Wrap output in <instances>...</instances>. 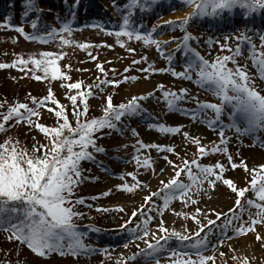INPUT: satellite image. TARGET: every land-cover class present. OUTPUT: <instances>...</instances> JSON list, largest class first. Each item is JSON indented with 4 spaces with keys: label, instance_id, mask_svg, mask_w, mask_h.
<instances>
[{
    "label": "snow or ice",
    "instance_id": "obj_1",
    "mask_svg": "<svg viewBox=\"0 0 264 264\" xmlns=\"http://www.w3.org/2000/svg\"><path fill=\"white\" fill-rule=\"evenodd\" d=\"M111 2L119 16L115 29L111 30L117 37L115 43L128 53H134L136 49L126 41L140 42L142 49L154 47L167 62L166 66L154 67L155 60H149L145 52L130 60L123 69L124 73L138 64L143 65L137 71L144 74L145 79L154 73H170L172 77L195 84L198 90L209 93L215 99H199L189 93L187 87L166 86L160 82L151 91L132 95L119 103H113L112 93L109 92L103 96L100 114L91 115L89 100L103 95L104 86L115 87L121 82L137 80L138 77L132 74L121 75L120 79L110 78L108 70L103 67L104 62L91 54L92 44L72 38V17L79 0H71L64 17H55L59 26L41 24L39 13L42 8L38 0H22V17L35 14L27 20L33 31L28 32L22 24L10 22L9 17L4 18L0 28L6 26L28 41H55L60 50H40L27 55L13 53L10 62H0V69L13 67L21 71L23 76L30 74L37 81H57L66 89L63 92L66 103L54 95L51 87L40 96L29 94L24 100L0 103V133L23 123L26 126L25 134L32 133L33 140L30 147L24 145L18 135H8L0 141V234L12 244L11 249L3 252L4 259L0 260V264H13L8 251L17 257L15 264H28L26 258L20 256L24 248L37 258H48L52 254L78 257L98 251L112 259L113 253L109 249L113 245L99 247L86 243L88 232L80 230L75 223V219L83 215L77 206L85 204V198L76 195V192L84 179H95L84 176L81 162H95L96 154L106 153V149L98 144V136L105 135L104 129L121 135L127 130L136 137L114 149L131 146L132 153L127 159L134 164L132 171L119 174L123 182L115 185L117 190L133 194L137 189H149V183L137 178L140 171L150 170L149 178L161 173L166 177L159 180V187L155 191H147L143 195V202L127 214V219L115 226L124 236L122 245L116 247L128 249L129 242L137 240H142L144 247L137 244L135 252L115 254L114 264H134L140 259L152 261V264H216L220 245L249 232L264 248V234L257 231L258 225L264 226V163L249 167L246 160L240 158L238 150L235 153L229 150L228 135V132L237 134L236 138L248 135L253 143H259L264 148V140H260L258 135L264 132V31H254L249 23L257 13L264 15V0H163L171 10H175L173 4L191 10L167 20L160 19L157 14V22L150 27L145 25L144 15L154 11L162 0ZM237 17L241 18L242 27H236ZM193 20L209 24H228L232 21L229 24L232 31L223 35V42L213 40L211 36L201 41V37L188 30ZM161 25L168 31L179 29L182 35L159 39L158 36L163 34ZM89 26L110 31L99 24ZM249 32L252 35H248ZM254 36L259 37L258 45L253 42ZM230 39L236 43L230 44ZM170 42L173 43L172 49L167 47ZM193 42L207 44L209 49L215 43L218 50L214 54L210 53L212 58L207 59L193 46ZM69 46L89 52L88 59L96 61L94 67L98 75L93 83L73 80L70 76L71 64L59 63L66 55L64 49ZM101 46L113 47L103 41L95 45L97 48ZM176 52H180L182 57L179 71L173 67ZM238 57L244 63H239ZM249 60L254 72L249 70ZM111 72L113 76L120 75L115 68ZM149 98H155L158 103L163 102L165 114H182L188 118L189 125L194 122L205 124L214 132L216 139L202 143V133H191L184 130L183 124L156 119L141 103ZM189 102L193 103L192 107L186 106ZM44 109L54 117L53 123L40 120ZM224 116L226 120L222 118ZM131 118L152 121L147 122V128L165 136L180 134L185 154L181 155L177 151L179 145L175 143L145 142L139 138L135 127L129 128L127 122ZM37 132L42 134L40 140H36ZM189 144L195 148L191 159L187 158ZM150 150H155L158 158L165 162L159 172L156 171L153 157L148 154ZM212 155L219 158L204 162ZM234 155L237 159L233 158ZM172 156L176 159H172ZM165 167L170 169V175L165 173ZM237 168L245 172L243 186H238L226 174ZM125 176L130 177L132 182L124 180ZM217 185L226 186L234 194V202L225 211L208 207L207 212L214 213L209 218L205 215L204 207L197 205L202 199L200 193L203 191L206 195L207 190H215ZM108 194V191L100 192L91 199L96 200L98 196ZM173 201H180L183 210L177 212L170 207ZM189 206L191 210H187ZM94 207L103 212L125 211L122 205ZM165 210L175 212L177 218H190L196 225L195 229L189 230L185 225H181L180 229L168 226L163 219ZM86 227L96 232L102 231L93 225ZM213 228L216 229L215 233ZM209 251L211 254H206ZM218 254L221 258L225 256L223 251ZM161 255L167 258L161 260ZM232 259L237 264H252L255 257L242 255L232 256Z\"/></svg>",
    "mask_w": 264,
    "mask_h": 264
},
{
    "label": "rangeland",
    "instance_id": "obj_2",
    "mask_svg": "<svg viewBox=\"0 0 264 264\" xmlns=\"http://www.w3.org/2000/svg\"><path fill=\"white\" fill-rule=\"evenodd\" d=\"M69 1V2H68ZM119 2V0H118ZM163 2V0H162ZM71 0H38V5L42 8V12L39 13V18L41 24H53L59 26L56 16L64 17L66 15V10ZM164 3V2H163ZM175 10H171L167 3L159 4L156 6L155 10L152 12H147L144 15V21L146 26H151L153 23L157 22V14H159L160 19L167 20L169 17H179L182 16L188 7H180L173 4ZM22 0H0V23L3 22L5 17H9L10 22L16 24H22L24 29L28 32H32V28L27 20H30L35 14L30 13L27 18L22 17ZM190 11V10H189ZM119 19L118 14L114 11L111 0H79L78 8L75 10L73 20V33L72 38L79 42H90L92 47L90 52L95 55L98 60L103 61V67L108 70V75L110 78L120 79L121 75H132L135 74L137 80H129L127 82H121V84L113 87L110 85L104 86L105 92L103 95H97L96 97L90 98V113L91 115H99L101 111V104L103 103V96L107 95L109 92L112 93L113 103H119L122 100L130 98L132 95H139L140 93H146L151 91L157 83L163 82L166 86L187 87L189 93L197 96L199 99L214 100L209 93L198 90L197 86L187 80L181 78L172 77L170 73H154L150 75V78L145 79L144 74L137 71L138 68L143 65H136L129 69L128 73H124L123 69L129 64L130 60L134 59L137 55H143L147 52L149 60H155L154 67L166 66L167 62L159 56L157 51L153 48H141L140 42L126 41V43L135 48L134 53H128L125 48L117 45L115 43L117 37L112 34L111 30H114L117 21ZM254 21V22H253ZM232 21L228 24L224 23H213L209 24L206 21L193 20L191 26L188 28L190 32L198 37H201V41L206 40L209 36L213 40L219 39L223 42V35L225 33L231 32L232 29L229 27ZM249 23L252 25L254 31H264V15L257 13L253 20ZM90 24H99L108 28L110 31L105 32L103 28L90 27ZM236 27H242L241 18L237 17L235 20ZM43 30V28H41ZM162 35H159V39H168L169 37H180L182 35L181 30H165L164 26H160ZM248 35H252L251 32ZM101 41L108 45H113V47L108 48L101 46L99 48L95 47ZM253 42L259 44V37L254 36ZM230 44L236 43V41L229 40ZM193 46L205 55L207 59H211V54H214L218 50V46L213 43L211 49L207 44H197L193 42ZM168 49L173 48V43L168 44ZM40 50H55L57 44L55 41L50 43H39L35 41L25 40L14 30L8 29L6 26L0 28V62H10L13 59V53H21L27 55L30 52L38 53ZM66 52L65 57H62L59 63H70L71 70L70 76L73 80L81 79L85 84L93 83L94 78L98 75L97 69L94 67L96 61L88 59L89 52L78 47L69 46L64 49ZM211 53V54H210ZM245 49V55H246ZM239 63H244L243 59L237 58ZM181 53L176 52L174 55L173 67L177 71L181 70ZM31 67V65H29ZM249 70L254 72L255 69L251 66V61H248ZM115 68L120 75L113 76L111 69ZM78 69H85V71H78ZM39 74V72L37 73ZM51 87L54 95L61 100L62 103H66L63 92L66 91L57 81L45 82L37 81L29 76H23L21 71H18L13 67H6L0 69V103L7 102L12 103L16 99L24 100L27 95L40 96L46 93V90ZM218 102V101H217ZM143 107L153 114V117L164 122L169 123H179L185 126L184 130H188L191 133H202L204 139L202 143H207L208 141L215 140L216 136L214 132L210 130L205 124L200 122H194L189 125V120L182 114L168 113L164 112L163 102H157L155 98H149L141 101ZM187 107H192L193 103L189 102L186 104ZM70 107V106H69ZM71 116V113H69ZM211 115V113L209 114ZM227 119L226 116L222 117ZM40 120L42 122L51 124L54 121V117L49 113L47 109H44ZM147 122L140 118H131L128 123L129 128L135 127L139 133V138H142L145 142L158 141L163 143H175L179 145L177 151L184 155V146L181 142V135H170L165 136L164 134L157 133L154 130H149L147 128ZM242 126V125H241ZM25 125L21 123L19 126H13L8 131L0 133V141H2L6 136L12 135L16 137L19 136L20 141L26 145L31 146L33 143L32 133L25 134ZM105 135L103 137L98 136V144L102 145L106 149V153L96 154V163H88L90 161H82L81 167L84 170L83 174L85 177H95V179H84L79 186L76 194L79 196H84L85 204L78 205L77 210L83 215L80 218L75 219L76 224L81 225H93L96 228L101 229L107 236H95L88 240L93 246L103 247L105 245H113V248L109 249L113 253L112 259L106 258L100 252H94L90 255H80L78 257H72L71 255L59 256L52 254L48 258H37L30 251L24 248L20 252L22 258H26L28 264H114L115 254L120 252H135L136 245L139 244L140 247H144L142 240L130 241L129 248L125 249L122 246L116 247L115 245H122L124 241V236L119 233L115 228L116 225L122 222L123 219H127V214L131 210L143 202L142 197L147 191H155L159 187V180L161 178H166L164 173L160 175H151L149 172L140 171L138 174V179L142 182H147L151 185L149 189L141 191L139 189L135 190L133 194H127L123 190H117L115 185L122 183L123 180L120 178V173L132 171L134 164L129 162L127 157L132 153L131 146L126 148L117 149L119 145H124L135 139L130 133V131H125L123 135L116 131H109L104 129ZM41 135L36 133V140L41 139ZM230 137L229 150L235 153L239 151L240 158H244L249 167L259 165L264 163V148L260 147L259 143H253V139L248 135H241L238 138L237 134L234 132H228ZM260 140H264V132L258 133ZM195 148L193 145H188L187 158H193V153ZM153 160L156 162V171L159 172L160 167H163L165 162L163 159L158 158L155 150H150L149 153ZM176 159L175 156L171 157ZM219 158L216 155L208 157L204 162H212ZM234 159L237 157L234 155ZM165 173L171 174L170 169L165 167ZM229 177L233 178L238 186H243L245 180V172L237 168L236 170L228 171L226 173ZM124 180L131 183V178L125 176ZM108 191L109 194L106 196H98L96 200H92L91 197L97 195L100 192ZM202 199L198 202L197 206H203L205 209V215L209 218L214 216V213L207 212V208L211 207L217 211H225L227 208L231 207L234 202V194L226 188V186L217 185L215 190H207L205 195L202 191L200 193ZM248 195H252L248 193ZM160 201L157 199V203ZM86 205H93V207H87ZM94 205H102L104 207H111L115 205H122L125 211H111L103 212L98 211ZM177 212L183 210L180 201H173L170 205ZM187 210H191V206ZM254 211V209H253ZM163 219L170 227L181 228V225H185L187 229L194 230L196 225L189 219L177 218L175 212H169L165 210L163 213ZM203 220V217H201ZM175 221V223H173ZM223 218L220 222L222 223ZM216 229L213 228L215 233ZM257 231L264 234V226H257ZM115 233L119 234L116 238ZM230 234V230H229ZM150 238V237H149ZM89 239V238H85ZM12 248V244L6 242L3 239L2 234H0V260L4 259L3 252ZM223 251L225 256L221 258L219 252ZM206 254H211L209 251ZM8 255L15 264L17 257L13 255L12 251H8ZM248 255L255 257L252 264H264V248L261 247L260 242L254 239V234L249 232L247 234H241L239 237H234L231 240L225 241L224 244L220 245L217 249L216 254V264H237V261L232 259V256H242ZM164 255L160 256V259H166ZM134 264H152V261H145L140 259ZM211 264V262H208Z\"/></svg>",
    "mask_w": 264,
    "mask_h": 264
},
{
    "label": "trees",
    "instance_id": "obj_3",
    "mask_svg": "<svg viewBox=\"0 0 264 264\" xmlns=\"http://www.w3.org/2000/svg\"><path fill=\"white\" fill-rule=\"evenodd\" d=\"M40 1H43V0H40ZM88 163L95 164L97 162L96 161L95 162L90 161ZM76 195H78V194H76ZM82 197H84V196H82ZM77 225L80 228V230L88 232V236L86 238H88V237L90 238L91 234H95V235L100 234V231L99 232L93 231L92 229L87 228L86 227L87 225H81V224H77ZM85 242L87 243V239H85Z\"/></svg>",
    "mask_w": 264,
    "mask_h": 264
},
{
    "label": "bare ground",
    "instance_id": "obj_4",
    "mask_svg": "<svg viewBox=\"0 0 264 264\" xmlns=\"http://www.w3.org/2000/svg\"><path fill=\"white\" fill-rule=\"evenodd\" d=\"M189 10H191V9L190 8L186 9V12L189 11Z\"/></svg>",
    "mask_w": 264,
    "mask_h": 264
}]
</instances>
